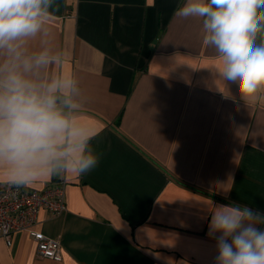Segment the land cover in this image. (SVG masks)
I'll return each instance as SVG.
<instances>
[{"label": "crops", "instance_id": "1", "mask_svg": "<svg viewBox=\"0 0 264 264\" xmlns=\"http://www.w3.org/2000/svg\"><path fill=\"white\" fill-rule=\"evenodd\" d=\"M57 3L25 55L59 60L31 78L79 81L75 118L98 130L102 155L86 175L28 186L65 181L66 210L42 209L36 224L59 239L61 261L18 232L0 238V264H216L215 206L264 213V90L242 99L219 76L202 19L175 15L183 0Z\"/></svg>", "mask_w": 264, "mask_h": 264}, {"label": "clouds", "instance_id": "2", "mask_svg": "<svg viewBox=\"0 0 264 264\" xmlns=\"http://www.w3.org/2000/svg\"><path fill=\"white\" fill-rule=\"evenodd\" d=\"M59 11L57 0H0V183L17 189L42 177L86 175L101 153L93 130L75 118L82 102L71 73L40 80L41 69L59 60L48 49L25 55L29 39ZM180 18L202 19L204 43L216 50L219 76L242 99L264 90V0H183ZM264 213L248 205L215 206L208 235L215 238L216 264H264ZM219 233V235H216Z\"/></svg>", "mask_w": 264, "mask_h": 264}, {"label": "built area", "instance_id": "3", "mask_svg": "<svg viewBox=\"0 0 264 264\" xmlns=\"http://www.w3.org/2000/svg\"><path fill=\"white\" fill-rule=\"evenodd\" d=\"M42 209L56 215L66 210L63 179L42 189H17L0 183V238L11 245L13 233L25 232L35 241L37 256L61 261L59 239L36 228L37 216Z\"/></svg>", "mask_w": 264, "mask_h": 264}]
</instances>
